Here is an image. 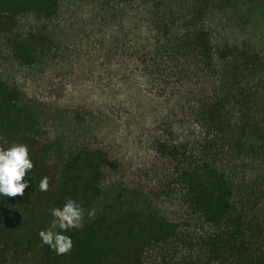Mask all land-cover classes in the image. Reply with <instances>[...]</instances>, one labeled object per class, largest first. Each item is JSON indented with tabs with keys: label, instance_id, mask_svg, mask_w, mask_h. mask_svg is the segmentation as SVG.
<instances>
[{
	"label": "trees",
	"instance_id": "1",
	"mask_svg": "<svg viewBox=\"0 0 264 264\" xmlns=\"http://www.w3.org/2000/svg\"><path fill=\"white\" fill-rule=\"evenodd\" d=\"M86 1L0 0V264H264V0Z\"/></svg>",
	"mask_w": 264,
	"mask_h": 264
},
{
	"label": "rangeland",
	"instance_id": "2",
	"mask_svg": "<svg viewBox=\"0 0 264 264\" xmlns=\"http://www.w3.org/2000/svg\"><path fill=\"white\" fill-rule=\"evenodd\" d=\"M95 5L93 2L91 1H86V0H64V6L62 9V13L63 16L66 17V19L68 20V24H75L76 27L80 28L84 25H87V34L88 36L81 39L78 38L77 40L79 41V39L81 40L80 42V48L87 52L89 50H91L92 52L97 51V47L94 44V38L95 36L93 35V31H95V28H93V16H102L104 15L103 12L98 11L97 8H95ZM129 16H133V14L129 15ZM92 25V26H91ZM92 33V34H91ZM96 35V34H95ZM96 39L98 40V42H100L99 40H101V33L99 35H96ZM95 47V48H93ZM87 59V58H86ZM94 62V61H93ZM92 62V63H93ZM101 61H99V63H97L98 65L100 64ZM96 64V63H95ZM95 64H89V65H95ZM80 68L78 69V72H80ZM17 69V68H16ZM22 73H24L22 70H20ZM87 79H91V80H87ZM92 77L91 76H85V77H78V79L75 81L76 84H81L83 86H86V89H82V93L89 95L88 92V86L90 88V85H92V89H94L95 85L97 86L96 82L98 81V78H94V80L92 81ZM106 79L103 80V77H101L100 81L102 82V84L104 83ZM101 85V83H100ZM79 88V87H78ZM144 88H145V83L140 80L139 78H134L131 81V96L133 97V95H135L136 97H140L143 100H146L147 105L149 106H154L155 103L154 101H152L153 99L148 98V97H144ZM98 90V89H96ZM101 90H99L96 93H94L93 91H90V94L95 97V99H99L102 100L103 95L100 94Z\"/></svg>",
	"mask_w": 264,
	"mask_h": 264
}]
</instances>
